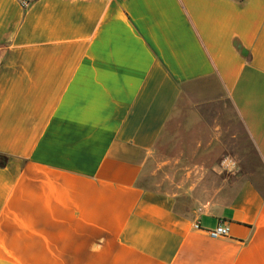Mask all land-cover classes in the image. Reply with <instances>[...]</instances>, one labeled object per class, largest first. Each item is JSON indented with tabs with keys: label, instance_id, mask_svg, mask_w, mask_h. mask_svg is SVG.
<instances>
[{
	"label": "crops",
	"instance_id": "obj_1",
	"mask_svg": "<svg viewBox=\"0 0 264 264\" xmlns=\"http://www.w3.org/2000/svg\"><path fill=\"white\" fill-rule=\"evenodd\" d=\"M212 80L264 165V0H0V264H264L252 183L191 217L140 185Z\"/></svg>",
	"mask_w": 264,
	"mask_h": 264
},
{
	"label": "rangeland",
	"instance_id": "obj_2",
	"mask_svg": "<svg viewBox=\"0 0 264 264\" xmlns=\"http://www.w3.org/2000/svg\"><path fill=\"white\" fill-rule=\"evenodd\" d=\"M157 159L169 162H149L140 185L184 217L227 204L246 182L264 191V165L215 80L182 95Z\"/></svg>",
	"mask_w": 264,
	"mask_h": 264
},
{
	"label": "built area",
	"instance_id": "obj_3",
	"mask_svg": "<svg viewBox=\"0 0 264 264\" xmlns=\"http://www.w3.org/2000/svg\"><path fill=\"white\" fill-rule=\"evenodd\" d=\"M194 228L199 229L197 224H194ZM228 228L224 225H219L215 227L214 229L208 230L207 234L210 238L216 239V238H222L228 236Z\"/></svg>",
	"mask_w": 264,
	"mask_h": 264
},
{
	"label": "trees",
	"instance_id": "obj_4",
	"mask_svg": "<svg viewBox=\"0 0 264 264\" xmlns=\"http://www.w3.org/2000/svg\"><path fill=\"white\" fill-rule=\"evenodd\" d=\"M1 162H4L3 160Z\"/></svg>",
	"mask_w": 264,
	"mask_h": 264
}]
</instances>
